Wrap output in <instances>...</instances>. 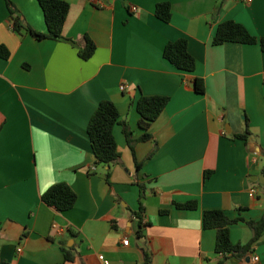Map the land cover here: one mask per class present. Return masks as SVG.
Segmentation results:
<instances>
[{
    "label": "crops",
    "instance_id": "obj_1",
    "mask_svg": "<svg viewBox=\"0 0 264 264\" xmlns=\"http://www.w3.org/2000/svg\"><path fill=\"white\" fill-rule=\"evenodd\" d=\"M63 1L65 39L55 41L14 31L0 0V45L10 53L0 58V264L60 263L61 242L74 249L71 264H103L100 255L109 264H145V255L149 264H264V234L245 259L223 260L216 231L202 222L205 210L245 221L264 212V53L258 44L212 43L229 20L264 37V0ZM12 2L24 23L46 32L36 0ZM161 2L171 6L169 22L155 16ZM85 36L95 44L88 60L78 55ZM179 38L195 59L192 72L163 57ZM141 95L169 98L151 138L137 141L133 155L117 123L120 159L96 165L86 132L92 113L113 102L138 140ZM244 118L245 140L234 137L244 134ZM58 182L77 195L68 211L41 200ZM186 202L196 209L176 206ZM251 236L243 221L229 227L233 244Z\"/></svg>",
    "mask_w": 264,
    "mask_h": 264
},
{
    "label": "trees",
    "instance_id": "obj_2",
    "mask_svg": "<svg viewBox=\"0 0 264 264\" xmlns=\"http://www.w3.org/2000/svg\"><path fill=\"white\" fill-rule=\"evenodd\" d=\"M9 11V20L14 31L20 32L24 30L35 40H62L65 39L63 31L70 6L63 0H36L43 13L46 32L40 33L33 30L30 26L20 19L18 9L12 0H4ZM155 16L163 21L169 22L171 19V6L168 2L157 3L155 6ZM226 42H234L241 44H258L264 53V37H255L248 30L235 21H225L220 23L213 37L214 45H221ZM95 51L94 42L87 36L80 45L78 55L83 60L91 58ZM10 53L4 46L0 45V58L7 60ZM163 57L177 70L182 72H192L195 69V59L187 49V41L185 38H179L175 41L168 42L163 49ZM193 89L198 94L205 92L204 82L200 78H194ZM169 98L161 95H141L136 102V111L139 115L138 126L143 134L138 140L132 138V132L126 122L119 121V112L115 104L108 100L101 101L92 113L86 128L90 147L95 158L96 165L110 166L117 163L120 154L117 151V144L113 136V127L120 123L122 133L126 139L127 145L134 155V144L137 141H146L151 138L148 133L149 127L159 115L163 112ZM244 134L235 135V138L245 140L249 135L248 120L244 118ZM135 160L137 172L140 170L141 164ZM264 171V169H263ZM208 175V173H207ZM140 199L144 196V187L139 185ZM77 199L74 190L65 182H58L50 186L41 195L44 204L54 208L59 212L70 210ZM181 209H196L195 202H186L176 204ZM142 210L140 203L139 211ZM139 220V227L142 226L140 213H135ZM243 221L250 228L252 236L246 244H233L229 237V227ZM204 229H214L216 231L215 252L223 256V260L227 258H235L238 260L245 259L251 252L252 245L264 234V212L259 220L245 221L241 218L230 219L221 210H205L202 216ZM140 233V231H139ZM60 249L63 253V261L57 264H71L74 262L75 254L72 247H66L64 242L60 243ZM145 264H149L148 256L145 255ZM222 264V262L220 263Z\"/></svg>",
    "mask_w": 264,
    "mask_h": 264
},
{
    "label": "built area",
    "instance_id": "obj_3",
    "mask_svg": "<svg viewBox=\"0 0 264 264\" xmlns=\"http://www.w3.org/2000/svg\"><path fill=\"white\" fill-rule=\"evenodd\" d=\"M247 1H251V0H247ZM89 2H91V3H97V0H89ZM130 10H131L132 12H134V11L136 10V7H133V6H132V7H130ZM120 89L122 90V89H123V86H121ZM92 169H94V168H92ZM253 193H254V191L251 190L250 194L252 195ZM53 228H56V226L53 225ZM128 242H129L128 239L125 238V239L122 241V244L125 245V246H127V245H128ZM18 251H20V250L18 249ZM99 259L102 261L103 264H109V262H108L107 260L104 259V256L100 255V256H99ZM254 260H258V258H257V257H254Z\"/></svg>",
    "mask_w": 264,
    "mask_h": 264
}]
</instances>
